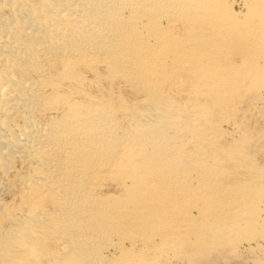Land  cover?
Wrapping results in <instances>:
<instances>
[{"label": "bare ground", "instance_id": "bare-ground-1", "mask_svg": "<svg viewBox=\"0 0 264 264\" xmlns=\"http://www.w3.org/2000/svg\"><path fill=\"white\" fill-rule=\"evenodd\" d=\"M13 158L0 264H264V0H0Z\"/></svg>", "mask_w": 264, "mask_h": 264}, {"label": "rangeland", "instance_id": "rangeland-1", "mask_svg": "<svg viewBox=\"0 0 264 264\" xmlns=\"http://www.w3.org/2000/svg\"><path fill=\"white\" fill-rule=\"evenodd\" d=\"M254 119V118H253ZM253 119H251V122L249 123L250 124V126H254V125H256L257 124V122L255 121V119L253 120ZM252 121H254V122H252ZM12 164V168L10 169L11 171L9 172V171H7L6 172V175H4L5 173H2L1 171H0V200L1 201H3V202H5V203H8V204H10L11 203V201L10 200H12V197H13V194H15L16 193V191H17V188H18V183L17 184H15L16 183V180L15 181H13L12 179H13V176L15 175V174H17V173H19V171H20V173L19 174H23L24 172H25V167H23V165L21 166V163L20 162H18V161H16V159L15 158H13V162H11ZM20 165H19V164ZM16 164V165H15ZM21 167V168H20ZM23 167V168H22ZM24 170V171H23ZM14 172V173H13ZM11 173V174H10ZM4 175V176H3ZM9 175V176H8ZM12 175V176H11ZM5 176H7L6 178H5ZM2 177V178H1ZM9 177V178H8ZM12 180V181H8V180ZM18 182V181H17ZM6 184V186H3V185H5ZM3 184V185H2ZM14 184V185H13ZM16 185V186H15ZM1 186H3V187H1ZM11 186V187H10ZM13 186V187H12ZM7 188L8 190H6V189H1V188ZM9 189H10V191H9ZM7 194H10L9 196H5V195ZM2 198V199H1ZM5 198V199H4ZM8 198V199H7ZM245 248H241L240 249V252L238 251L237 253H236V255H235V257H231V258H225V259H223V260H221V261H223L224 262V260H226V262H222L223 264H255V259H256V253L257 252H253L254 253V255H253V253H251V252H247V250H244ZM249 253V254H248ZM253 255V256H252ZM255 259H254V258ZM233 259V260H232ZM231 262L232 261V263H230L229 261ZM239 260V261H238ZM247 260H248V262H247ZM221 261H218L219 263H216L217 261H215V262H213V264H222L221 263ZM252 261V263H250ZM211 262V263H212ZM243 262V263H242ZM254 262V263H253ZM210 263V264H211ZM175 264H182V263H175Z\"/></svg>", "mask_w": 264, "mask_h": 264}]
</instances>
